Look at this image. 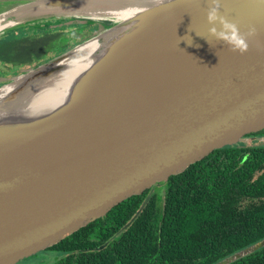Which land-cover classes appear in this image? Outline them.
<instances>
[{"label": "water", "instance_id": "95a60500", "mask_svg": "<svg viewBox=\"0 0 264 264\" xmlns=\"http://www.w3.org/2000/svg\"><path fill=\"white\" fill-rule=\"evenodd\" d=\"M118 1L136 12L101 15L110 9L99 0H0V38L53 22L97 26L50 60L0 77V264L45 251L210 150L264 127L261 0H222L221 14L241 32L257 29L245 54L208 36V0ZM75 63L80 71L60 100L29 110L41 87L27 85ZM262 248L264 238L215 264Z\"/></svg>", "mask_w": 264, "mask_h": 264}, {"label": "trees", "instance_id": "16d2710c", "mask_svg": "<svg viewBox=\"0 0 264 264\" xmlns=\"http://www.w3.org/2000/svg\"><path fill=\"white\" fill-rule=\"evenodd\" d=\"M64 27L6 33L0 76L44 63L93 31ZM256 170L257 162L238 168L221 156L206 158L167 183L163 209L157 191L138 213L146 190L115 207L105 223L94 221L45 251L63 255L52 264H215L264 238V175L254 179ZM92 232L99 236L93 239ZM232 264H264V248Z\"/></svg>", "mask_w": 264, "mask_h": 264}, {"label": "flooded vegetation", "instance_id": "af4514ba", "mask_svg": "<svg viewBox=\"0 0 264 264\" xmlns=\"http://www.w3.org/2000/svg\"><path fill=\"white\" fill-rule=\"evenodd\" d=\"M81 26H87V25L84 24ZM0 77H3V76H0ZM22 80L23 79H21L20 81H22ZM7 87L8 86H5L3 89H6ZM221 150H223L221 153L222 155H220V153H219V151H221ZM229 153L231 155H228ZM218 156H221V161L224 163H227V162L236 163L238 168H240V166H244L246 164H250V165L254 166L257 162L260 166V170L255 171L254 179L261 178L264 175V127H261L257 130L245 133L243 136L240 137V140L234 144H228V145H225L221 148H215V149L210 150L205 155H203L202 158L198 159L196 161V163H198V162H200L206 158H208L209 160L216 159V157H218ZM252 162H254V163H252ZM183 172L170 175L168 177L167 181H160L156 185H153V187L146 189L148 193H147V197L144 199L145 205L148 202V199H150V196L152 194H155L158 191L157 193H160V195L162 197V201H161V204H159V207L161 209H163L164 197H165V191H166L165 187L167 186V183H169L175 177L176 178L179 177L177 175H180ZM251 174H253V171ZM158 185H161V186H158ZM156 186H158L157 189H155ZM146 190L143 191L142 193L138 194V195H142L144 192H146ZM112 210L113 209L108 211L107 215L100 217L95 221H100L102 223H105L106 217L109 214H111ZM90 224H88L86 227L90 226ZM86 227H84V228H86ZM89 236L93 237V239H94L95 237L99 236V233L95 234L94 232H92L89 234Z\"/></svg>", "mask_w": 264, "mask_h": 264}, {"label": "bare ground", "instance_id": "6f19581e", "mask_svg": "<svg viewBox=\"0 0 264 264\" xmlns=\"http://www.w3.org/2000/svg\"><path fill=\"white\" fill-rule=\"evenodd\" d=\"M99 1H102L101 7H105V9H110L108 11L103 10L101 15H108V16L113 15L117 18H126L136 12V9L134 7H131L128 4V3H131L129 1L127 3L126 2L122 3L120 1H118L117 3L116 0H99ZM88 2L91 3L93 7L95 6L94 2L92 1H88ZM90 14L94 15L93 12ZM84 17L89 19L87 15H84ZM75 25H80V24L75 23ZM2 26H3V22L0 20V29L2 28ZM42 26L48 27V28H58V26L55 25V22L43 24ZM87 64H88L87 61L81 60V68H84ZM70 67H72V70L70 72H65L58 78H55L52 80L51 79L37 80L27 85L26 89L30 88L32 90L38 87H41L39 93L30 96L29 110H34V108L36 107V104H44V103L50 102L48 97L51 98L54 103L60 100L64 92H67V88L69 86L68 83L70 79L72 78V76L74 75V73H77L80 71L79 66L76 63L70 64ZM25 79L20 81V83L22 84V82H24ZM8 91H10L9 86L6 89H3V95H1V97L6 98L12 95V94L7 95L8 93H5ZM37 106H41V105H37Z\"/></svg>", "mask_w": 264, "mask_h": 264}, {"label": "clouds", "instance_id": "9594fccd", "mask_svg": "<svg viewBox=\"0 0 264 264\" xmlns=\"http://www.w3.org/2000/svg\"><path fill=\"white\" fill-rule=\"evenodd\" d=\"M261 3H264V0H261ZM222 6V0H208L206 7L208 36L212 37L218 45L227 46L232 52L247 53L250 47L249 41L257 35L255 25H250L246 32H241L237 23L221 14ZM186 39L191 43L190 38L186 37Z\"/></svg>", "mask_w": 264, "mask_h": 264}, {"label": "rangeland", "instance_id": "374dc122", "mask_svg": "<svg viewBox=\"0 0 264 264\" xmlns=\"http://www.w3.org/2000/svg\"><path fill=\"white\" fill-rule=\"evenodd\" d=\"M66 27H70V26H81V25H65ZM64 27L65 31H72L73 29L71 28H66ZM85 27H88V30H95V25H87ZM50 29H54L57 30L58 28H50ZM63 29V28H62ZM93 31L91 32L90 35L93 34ZM96 31V30H95ZM81 42V41H80ZM29 68V67H28ZM28 68H22V69H28ZM12 75L10 76H4L6 79L10 78ZM61 256H63L62 254H58L57 252H49L47 251H43L41 253H37L32 257L26 258L23 261H21L19 264H52L55 261L59 260L61 258Z\"/></svg>", "mask_w": 264, "mask_h": 264}]
</instances>
